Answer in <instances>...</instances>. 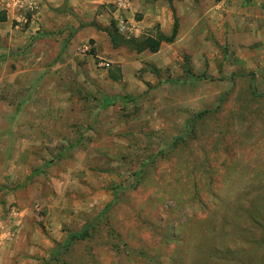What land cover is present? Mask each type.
Instances as JSON below:
<instances>
[{"label": "rangeland", "instance_id": "1", "mask_svg": "<svg viewBox=\"0 0 264 264\" xmlns=\"http://www.w3.org/2000/svg\"><path fill=\"white\" fill-rule=\"evenodd\" d=\"M29 18L0 23V204L35 219L37 264H264L259 26L156 68L89 42L55 55Z\"/></svg>", "mask_w": 264, "mask_h": 264}, {"label": "crops", "instance_id": "2", "mask_svg": "<svg viewBox=\"0 0 264 264\" xmlns=\"http://www.w3.org/2000/svg\"><path fill=\"white\" fill-rule=\"evenodd\" d=\"M171 4L177 21L176 36L171 43L162 42L156 52L148 51V60L156 68L167 67L176 58L177 50L188 49L198 38L205 40L206 35L210 34L208 30L223 32V36L226 34L229 37L230 32L246 36L248 28L251 33L258 34L256 27L259 26V54L264 56V0H239L236 3L235 0H173ZM5 6H8L4 10L7 21L1 24L15 18L20 21L29 15V24L25 28L27 35L37 38L38 42L48 39L54 47L49 49L55 55L68 50L67 53H73L74 58L82 57L85 42L94 43L96 52L99 50L101 54L104 53L103 48L109 45L112 51L121 48H113L110 40L105 41L108 36L98 29L107 28L111 19L117 22L118 31L125 38L149 35V30L155 27L163 35L169 36L174 24L167 0H28L21 8H17V5L13 8L11 3ZM249 10H257L258 14L252 15ZM232 19L239 22L232 25ZM205 22L210 23L209 27ZM252 23H255V28ZM166 46L173 51L170 56H164ZM91 52L93 60L99 57L94 49ZM83 55L86 56L85 53ZM99 65L104 70L109 68L107 61ZM118 66L122 74L124 65ZM117 76L119 78L116 80H119L121 75ZM114 78L111 79L114 81ZM8 209L7 205L0 204V264H37L40 247L31 242L30 238L34 239L35 235L31 233L29 237L26 233L35 225V221L30 223L35 219H31L25 210ZM38 220L43 222L46 229L54 223L49 215H41Z\"/></svg>", "mask_w": 264, "mask_h": 264}, {"label": "trees", "instance_id": "3", "mask_svg": "<svg viewBox=\"0 0 264 264\" xmlns=\"http://www.w3.org/2000/svg\"><path fill=\"white\" fill-rule=\"evenodd\" d=\"M172 1L173 0H167L169 7L171 8V11L174 16V10L172 8ZM6 21V15L5 12H0V23H3ZM156 29V34L155 36L151 35H143L139 38L135 37H129L125 38L119 31L118 28L116 27V21L114 19L110 20L109 26L107 28H99L98 29L102 32H104L112 45L113 48H118V47H127L130 50L135 51L136 53H140L142 51H149L151 53L156 52L160 48V44L163 43H171L173 42L175 36H176V30H177V21L174 16V24H173V30L171 32V35L165 36L161 32L158 31V28L155 27ZM187 74H190L188 70H185ZM119 76L115 77L114 80L118 79ZM116 100H119V97H114V98H108L105 99L104 106L107 107L110 104H113ZM81 233H77L74 236L80 235ZM83 234V233H82Z\"/></svg>", "mask_w": 264, "mask_h": 264}, {"label": "built area", "instance_id": "4", "mask_svg": "<svg viewBox=\"0 0 264 264\" xmlns=\"http://www.w3.org/2000/svg\"><path fill=\"white\" fill-rule=\"evenodd\" d=\"M27 1L28 0H0V11H4L5 9H8V6H5V4L11 3L14 5L13 8H16L17 6H18L17 8H21V5L26 4Z\"/></svg>", "mask_w": 264, "mask_h": 264}]
</instances>
